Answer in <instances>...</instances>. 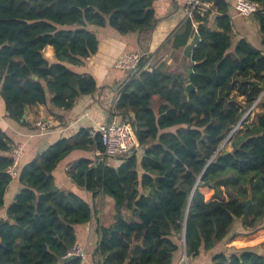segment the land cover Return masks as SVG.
I'll use <instances>...</instances> for the list:
<instances>
[{"label":"trees","instance_id":"1","mask_svg":"<svg viewBox=\"0 0 264 264\" xmlns=\"http://www.w3.org/2000/svg\"><path fill=\"white\" fill-rule=\"evenodd\" d=\"M155 1L0 0V96L12 123L28 126L24 115L34 109L54 117L50 106L70 110L94 94L95 79L67 67L97 53L89 26L123 35L149 31ZM204 1L216 11L213 24L196 13L175 39L191 62L186 73L144 61L120 93L116 115L129 120L140 151L118 166L103 157L93 166L95 150L105 148L82 129L19 170L22 189L0 221V264H81L63 257L77 244L76 228L98 216L82 189L114 201L111 221L95 220L96 264H184V238L188 260L216 250L211 264H264V255L221 247L237 220L254 228L264 216V51L233 41L227 0ZM251 1L264 7V0ZM255 17L264 39V14ZM47 46L56 63L45 57ZM188 84L196 88L190 96ZM256 102L263 108L258 122L230 140L232 151L214 158ZM14 146L0 127V208L13 181L7 171ZM76 157L69 176L79 189H60L54 172ZM249 199L254 206L247 212Z\"/></svg>","mask_w":264,"mask_h":264},{"label":"crops","instance_id":"2","mask_svg":"<svg viewBox=\"0 0 264 264\" xmlns=\"http://www.w3.org/2000/svg\"><path fill=\"white\" fill-rule=\"evenodd\" d=\"M227 2L233 26V41L246 39L255 49L264 51V39L256 17H253L254 20H252V18L240 16L236 10L235 0H227ZM153 10L156 22L154 27L146 32L123 35L110 26H89L88 29L96 35L98 40L97 53L83 60L80 65L67 64V67L81 75L93 77L97 84V91L92 95L81 96L75 102L72 109L64 110L50 106V112L54 117L48 116V114L46 116V113L42 109H34L26 114L25 120L28 126H19L12 123L8 118L4 102L0 96V127L12 139L15 145L22 144L25 147V156L20 169L46 152L51 145L61 139L71 138L82 129L97 131L99 126L107 122L106 108L102 104L105 98L104 93L108 90H113L126 77L124 72L116 68V62L121 56L144 49L153 54L149 61L155 68L164 67L174 72L186 73L191 66V62H189V59L185 55V48H176L174 46L176 37L185 34L176 35L182 25L187 22L184 16V0H156ZM214 19L215 17L210 18V24H213ZM193 24L197 28L198 23L194 21ZM188 44H194L193 37L190 38ZM44 55L50 63L57 62L53 47L47 46L44 49ZM183 57L187 62L182 61L183 67H179L177 62L179 58ZM177 68H181V70H176ZM110 97L111 93L107 98ZM262 114L263 108L259 118ZM39 119L49 124L46 131L42 132L37 127L36 124L39 122ZM77 159V157L72 160L69 159L55 170L56 183L60 189H79L69 176V171ZM106 161L112 166H118L121 163L118 160L107 159ZM21 189L22 184L19 178L13 180L9 185L4 198L5 205L3 208H0V221L7 218V209ZM82 192H84L86 199L97 211L98 216L102 217V220L110 222L112 217L110 214L113 211L114 201L107 197L93 199L84 189H82ZM124 216L127 220L131 217L127 211H124ZM97 217L93 215L87 225L76 228L77 244L86 247V256L83 264H96L97 261V258L94 257L95 243L97 241L94 224ZM230 239L231 236L228 235L221 243L223 251H229L228 249L234 248L230 246ZM216 252V250L204 252L196 259L188 260L187 258V262L183 253L181 261L184 264H211Z\"/></svg>","mask_w":264,"mask_h":264},{"label":"built area","instance_id":"3","mask_svg":"<svg viewBox=\"0 0 264 264\" xmlns=\"http://www.w3.org/2000/svg\"><path fill=\"white\" fill-rule=\"evenodd\" d=\"M235 4L236 10L240 16L252 18L259 13L264 14V7L251 0H235ZM196 13H201L203 15L208 14L210 18L216 16V11L212 3L204 0H184L185 19H192ZM152 56L153 54L150 51L143 49L138 52L125 54L117 60L116 68L124 72L126 77L124 81L114 87L113 90H108L104 93L105 98L102 104L106 108L108 117L107 122L99 126L97 131H89L92 139L95 140L97 136L101 138V142L105 148L103 153L95 150L93 166L100 163L101 157H103L104 160L122 161L123 158L130 157L136 151L141 150L129 120L118 117L115 108L122 89L141 72L143 62L149 61ZM110 93L111 97L107 98ZM36 125L42 132L46 131L49 127V124L45 121H39ZM24 156L25 147L22 144L15 145L10 153L12 163L7 171L12 180L19 177V169ZM85 256L86 247L76 244L66 252L63 258L65 260L69 258L80 259L81 264H83Z\"/></svg>","mask_w":264,"mask_h":264},{"label":"rangeland","instance_id":"4","mask_svg":"<svg viewBox=\"0 0 264 264\" xmlns=\"http://www.w3.org/2000/svg\"><path fill=\"white\" fill-rule=\"evenodd\" d=\"M182 61H186V59H184V57L179 58V61L177 62L179 67L182 66ZM176 70H181V68L180 69L177 68ZM234 95L236 96L237 94L235 93ZM263 98H264V95H263ZM239 99L244 101V99L242 98H239ZM155 106L156 108H158L159 107L158 103L155 104ZM261 110H262V107L258 105V102H256L251 108L248 109V111L243 115L241 119L242 122L240 126L235 127V132L233 136L229 139L228 142L224 144L222 151H226V152L232 151L230 140L239 137L243 132H245L247 127H249L250 125L256 124L259 120ZM239 130H242V131L239 132ZM246 202H248V200ZM253 206L254 205L252 204L251 207ZM263 233H264V216L256 224L254 228L250 227L249 223L245 224L242 220H237L235 226L233 227L232 231L229 234L231 236L230 246L234 247V248H231L232 251L229 250V252L236 253V252H242V251H251L259 255H264V237H262L261 240L258 242L247 243V240L255 237L257 234H263Z\"/></svg>","mask_w":264,"mask_h":264},{"label":"water","instance_id":"5","mask_svg":"<svg viewBox=\"0 0 264 264\" xmlns=\"http://www.w3.org/2000/svg\"><path fill=\"white\" fill-rule=\"evenodd\" d=\"M252 20H254L253 17H252ZM186 31H187V24L184 23V24L182 25V27L177 31L176 35H182V34L186 33ZM33 78L36 79V76H34ZM256 84H257L258 86H260L259 83H256ZM260 88H263V86H260ZM192 90H196L195 86L192 85V84H188V85L186 86V93H187L188 96H190V93H191ZM263 95H264V91H263V93L261 94L260 98H262ZM250 111H251V110H250ZM250 111H249V112H250ZM25 118H26V115H24V119H25ZM241 122H242V121H240V123L238 124V126H240ZM238 126H237V127H238ZM234 132H235V129L232 131V133L230 134V136H229V137L223 142V144L220 146V148L218 149V151H217L216 155L214 156V158L219 154V152H220V151L222 150V148L224 147V144H225L226 142L229 141V139L232 137V135L234 134ZM224 154L226 155L227 152H225ZM214 158H213V159H214ZM207 167H208V165H207ZM207 167H206V168H207ZM206 168H205V169H206ZM200 178H201V176L199 177V179H200ZM197 184H198V182L196 183V185H195V187H194V190H193V192H192V194H191V198H192V196H193V194H194V192H195V190H196ZM244 205H245V207H246V211L248 212V211L250 210L251 205H252V199H249L248 202H244ZM184 254H185V259H186V262H187V253H186L185 238H184ZM69 260H74V258H69V259L66 260V261H69Z\"/></svg>","mask_w":264,"mask_h":264}]
</instances>
